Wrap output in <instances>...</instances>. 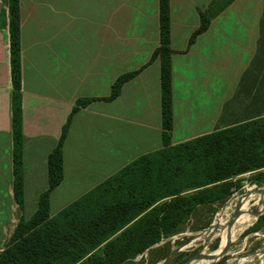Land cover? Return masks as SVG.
<instances>
[{"label":"crops","instance_id":"obj_1","mask_svg":"<svg viewBox=\"0 0 264 264\" xmlns=\"http://www.w3.org/2000/svg\"><path fill=\"white\" fill-rule=\"evenodd\" d=\"M7 9L0 0V251L48 188L47 157L69 117L50 217L164 146L160 63L150 61L160 43L159 0H19V204ZM200 13L209 23L190 42ZM169 27L170 145L264 117V0H169ZM134 71L106 99L116 78ZM78 98L91 101L72 112Z\"/></svg>","mask_w":264,"mask_h":264},{"label":"trees","instance_id":"obj_2","mask_svg":"<svg viewBox=\"0 0 264 264\" xmlns=\"http://www.w3.org/2000/svg\"><path fill=\"white\" fill-rule=\"evenodd\" d=\"M8 11L10 78L12 93L14 197L22 200V130L20 112L21 66L19 0H5ZM160 43L150 61L160 63L162 140L164 146L136 158L73 201L54 216L48 214L50 191L62 180V143L47 157L48 188L40 195L36 211L19 219L0 251V264H127L129 260L182 230L198 205L224 202L239 181L230 178L264 167V117L234 124L170 145L171 65L169 0H159ZM210 10V15H213ZM203 31L209 18L200 13ZM5 23L2 21V25ZM136 71L121 74L106 99ZM78 98L72 112L87 105ZM264 177V173L257 177ZM262 215L254 225H258Z\"/></svg>","mask_w":264,"mask_h":264},{"label":"rangeland","instance_id":"obj_3","mask_svg":"<svg viewBox=\"0 0 264 264\" xmlns=\"http://www.w3.org/2000/svg\"><path fill=\"white\" fill-rule=\"evenodd\" d=\"M260 173H264V167L232 176L230 179L234 182L239 181L240 185L232 187L230 196L224 202L198 205L185 220L181 231L153 244L135 258L129 260L127 264H159L172 249L177 250L164 264H184L187 258L196 251L201 250L214 254L221 244L222 250L228 236L232 240L228 252L219 260L214 259L208 264H264V208L261 214L263 218L258 225H254L255 223L251 225L256 218L252 220L253 212H251L244 223L236 230L230 231L227 229L213 236L212 239L204 236L197 237L196 235L210 228L219 214L224 215L225 218L231 216L237 204L236 200L233 199L234 194L256 189L264 190L262 186L264 177L256 178ZM257 200L258 198L248 201L246 205L247 212L255 211L259 207L256 205ZM215 230L217 231V229ZM222 238H225L224 243ZM5 244L3 245L5 246ZM195 260H192L189 264H198L193 262ZM200 260L205 261L208 259Z\"/></svg>","mask_w":264,"mask_h":264},{"label":"bare ground","instance_id":"obj_4","mask_svg":"<svg viewBox=\"0 0 264 264\" xmlns=\"http://www.w3.org/2000/svg\"><path fill=\"white\" fill-rule=\"evenodd\" d=\"M257 198H258V200H257L256 205L259 207L255 211H250V212L248 211L247 212L246 211V205H247L248 201L251 199H257ZM233 199H235L237 202V204L235 206L236 215L234 217L230 216V217L225 218L224 215L221 216V214H219L216 217V220L213 223V225L210 226V228H208L207 230L197 233L196 234L197 237L198 236H204L206 238L212 239L213 236L218 235L219 233H222L227 229H229L230 231L236 230L244 223V221L248 218V216L251 212H253V218H252V220H253L256 217V214L259 211H262L264 208V190H261V189H256V190L248 191L245 193H236L233 195ZM229 205H230V203H229ZM223 206H225V205H223ZM221 209H222V207H221ZM215 229H217V231ZM224 239L225 238H222L223 243L225 241ZM221 247H222V244L214 252L215 256L221 251ZM213 260L214 259H208L205 261H201L200 259H197L193 262L198 263V264H208L210 261H213Z\"/></svg>","mask_w":264,"mask_h":264},{"label":"water","instance_id":"obj_5","mask_svg":"<svg viewBox=\"0 0 264 264\" xmlns=\"http://www.w3.org/2000/svg\"><path fill=\"white\" fill-rule=\"evenodd\" d=\"M263 188H264V184L262 185ZM263 213V210L262 211H259L257 214H256V218L255 220L251 223L254 224L256 222V220L258 219V217ZM236 215V210L233 211V213L231 214V217H234ZM213 225V224H212ZM232 242L230 236H228V238L226 239V243H225V246L224 248L215 256L214 254H212L211 252H203L201 250L199 251H196L194 252L193 254H191L187 260L185 261L184 264H189L192 260H195V259H215L216 261L219 260L221 257H223L227 252H228V248L230 246V243ZM177 249H172L170 251V253L162 260L161 263L159 264H164L168 259L169 257L176 251Z\"/></svg>","mask_w":264,"mask_h":264}]
</instances>
